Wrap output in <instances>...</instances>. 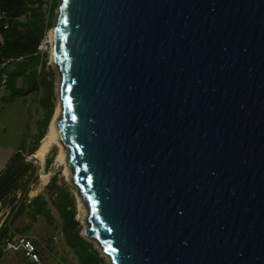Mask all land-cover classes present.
Masks as SVG:
<instances>
[{
    "label": "water",
    "instance_id": "water-1",
    "mask_svg": "<svg viewBox=\"0 0 264 264\" xmlns=\"http://www.w3.org/2000/svg\"><path fill=\"white\" fill-rule=\"evenodd\" d=\"M57 12V132L89 210L81 235L108 264H264V0Z\"/></svg>",
    "mask_w": 264,
    "mask_h": 264
},
{
    "label": "trees",
    "instance_id": "trees-1",
    "mask_svg": "<svg viewBox=\"0 0 264 264\" xmlns=\"http://www.w3.org/2000/svg\"><path fill=\"white\" fill-rule=\"evenodd\" d=\"M58 2L52 0L47 10L46 0H0V88L4 86L11 90L8 99L26 95L32 89L19 86L18 81L29 74L33 75L38 79L36 83L41 88L39 102L42 111V116L36 122V137L32 138L31 144L26 148L15 152L0 171V202L4 205L14 204L17 191L25 192L24 201L13 210L5 224L0 226V258L6 253L1 245L9 237L11 225L16 218L27 207L36 205L39 199H42L41 205L48 204V200H43L41 195L31 199L30 203L26 201L30 186L38 177V167L28 157L36 153L45 138L55 110L53 82L44 75L48 52H43L40 46L55 24L53 16L59 6ZM51 162L49 158L46 161L47 165ZM46 189L61 215L65 237L82 264H107L94 244L81 235L82 225L76 218L75 195L58 185L56 176L50 179ZM41 205L32 211V216L36 218L43 214L52 223L51 209L43 211ZM28 228L17 230L26 233ZM37 242L38 240H34L36 252L40 253L42 247ZM37 245H40L39 250Z\"/></svg>",
    "mask_w": 264,
    "mask_h": 264
},
{
    "label": "rangeland",
    "instance_id": "rangeland-1",
    "mask_svg": "<svg viewBox=\"0 0 264 264\" xmlns=\"http://www.w3.org/2000/svg\"><path fill=\"white\" fill-rule=\"evenodd\" d=\"M51 1L52 0H46L47 10L49 9ZM58 1L60 5V0ZM57 11L58 7L55 9L53 16L55 23L58 16ZM40 48L43 52H48V59L45 67L46 74L44 75L45 77L48 76V80L53 82L54 87L55 110L50 121L51 123L55 117L57 108H59L61 103L59 96L60 74L57 65L52 60V28L48 31L46 39ZM28 64L29 62L27 65ZM37 80L38 79L31 74L27 75L25 79L21 78L18 81V85L32 90L28 94L17 96L14 99H8L11 94V90L9 88L4 86L0 88V171L5 168L10 157L15 152L21 148H26L29 144H31L32 138L36 137L38 131L36 122L42 116L40 108L41 105L39 102L41 88L37 85ZM59 152L60 148L58 144L53 143L50 147V151L43 160L35 157V154L28 157L38 167V177L34 182L30 193L31 195H34L38 189L42 188V193L45 192L49 205L51 206L53 222L49 223L43 214L33 218L32 214H27L26 209L18 218H16L14 223L21 229H24L28 223L32 224L31 228H28L26 232H28V235L33 236L34 240H38V244H41V264H82L68 243L62 228L61 215L52 203L53 199H51L46 187L43 186L48 184L53 176H56L57 184L63 186L66 190L75 195L77 205L76 218L80 221L83 229V227L86 226L84 220L88 216V211L85 209L86 215L81 219L80 212L84 209V207L80 205V201L77 197V191L72 184L71 177H69L66 173V163L58 157ZM48 158L52 160L50 165H47L46 163ZM9 207L10 206L6 208ZM5 214L6 211H4L2 215L0 213V222ZM87 240L94 244L100 256L103 257L108 264L106 253L101 249L99 242L97 240ZM37 249H40V245H37ZM0 264L38 263L29 259L23 249H12L4 253V255L0 258Z\"/></svg>",
    "mask_w": 264,
    "mask_h": 264
},
{
    "label": "built area",
    "instance_id": "built-area-1",
    "mask_svg": "<svg viewBox=\"0 0 264 264\" xmlns=\"http://www.w3.org/2000/svg\"><path fill=\"white\" fill-rule=\"evenodd\" d=\"M46 39V38H45ZM45 41V40H44ZM43 41V42H44ZM34 183L31 184L30 190L32 188ZM30 191L27 193L28 198L30 199ZM25 199V192L22 190L17 191L16 193V201L14 204L8 205L9 208H6L5 205L0 202V213L1 215L6 211L5 216L0 222V226L5 224V221L11 213H13V210L15 208H18L19 205L24 201ZM1 249L4 252H8L12 249H23L25 251L26 256L33 260L34 262L41 264V256L40 253L36 252V245L34 243V237L31 235H28L26 233L19 232L14 225H11L10 228V235L8 238H6L5 242L1 245Z\"/></svg>",
    "mask_w": 264,
    "mask_h": 264
},
{
    "label": "bare ground",
    "instance_id": "bare-ground-1",
    "mask_svg": "<svg viewBox=\"0 0 264 264\" xmlns=\"http://www.w3.org/2000/svg\"><path fill=\"white\" fill-rule=\"evenodd\" d=\"M53 38H54V29H52V41H53ZM52 53H53V48H52ZM62 109H63L62 108V104L60 103L59 108H57L55 117H54L53 121L50 123V126L48 128V132H47L45 138L43 139L42 143L40 144L38 150L35 153V157H37L40 160H43L46 157L47 153L50 151V147L52 146V144L53 143H57L59 148H60V152H59V156L58 157H59L60 160H62L63 162L66 163V165H67L66 173L70 177L71 176V170H70V168L68 166V162H67V159H66V152H65L64 144L61 142V140H60V138L58 136V132H57V121H58L59 117L62 114ZM77 197H78V199L80 201V205L82 207H84V209H82L81 212H80V217L82 219L86 215V210L85 209H87L88 215H89V210H88V208L85 205H83V203L81 201V198L79 196H77ZM87 217L84 220V223H85L86 226H87V223H86ZM81 222H83V221H81ZM101 249L103 250V248H101Z\"/></svg>",
    "mask_w": 264,
    "mask_h": 264
},
{
    "label": "crops",
    "instance_id": "crops-1",
    "mask_svg": "<svg viewBox=\"0 0 264 264\" xmlns=\"http://www.w3.org/2000/svg\"><path fill=\"white\" fill-rule=\"evenodd\" d=\"M46 185L47 184H45V185H43V186H45L46 187ZM41 190V191H40ZM47 190V189H46ZM37 195H41L42 197H43V200H45V199H47V197H46V194H45V192H43L42 193V188H40V189H38L35 193H34V195H31L30 194V199L27 197L26 198V201H27V203H30V200L31 199H33L34 197H36ZM42 199H39L38 200V203L36 204V205H34V206H32V207H27L26 209H27V214H32V211L34 210V209H36L37 207H38V205H41L42 203ZM8 205H11V204H7L6 205V207H8ZM42 206V209H43V211H46V210H48V209H51V206L49 205V202H48V204H44L43 203V205H41ZM25 209V210H26ZM24 210V211H25ZM51 215L53 216V214H52V211H51ZM37 217V216H36ZM34 218V217H33ZM53 218V217H52ZM15 222V221H14ZM13 225H14V227H16L17 229H21V228H19V227H17L16 225H15V223H13ZM31 226H32V224H27L24 228H28V227H30L31 228ZM26 233H28V232H26Z\"/></svg>",
    "mask_w": 264,
    "mask_h": 264
},
{
    "label": "snow or ice",
    "instance_id": "snow-or-ice-1",
    "mask_svg": "<svg viewBox=\"0 0 264 264\" xmlns=\"http://www.w3.org/2000/svg\"><path fill=\"white\" fill-rule=\"evenodd\" d=\"M75 117H73V119H74Z\"/></svg>",
    "mask_w": 264,
    "mask_h": 264
}]
</instances>
